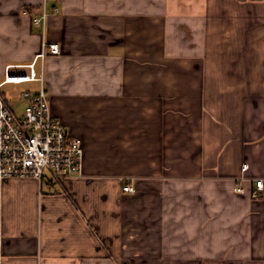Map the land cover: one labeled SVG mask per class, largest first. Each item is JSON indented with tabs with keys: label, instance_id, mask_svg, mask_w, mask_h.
<instances>
[{
	"label": "crops",
	"instance_id": "obj_1",
	"mask_svg": "<svg viewBox=\"0 0 264 264\" xmlns=\"http://www.w3.org/2000/svg\"><path fill=\"white\" fill-rule=\"evenodd\" d=\"M44 41L82 175L0 179V264H264V0H0V83Z\"/></svg>",
	"mask_w": 264,
	"mask_h": 264
},
{
	"label": "built area",
	"instance_id": "obj_2",
	"mask_svg": "<svg viewBox=\"0 0 264 264\" xmlns=\"http://www.w3.org/2000/svg\"><path fill=\"white\" fill-rule=\"evenodd\" d=\"M58 8L55 7V10ZM49 13L45 4L42 12L33 17V24L45 26ZM61 46L58 42L44 41L41 50L33 60L24 66L28 72L11 73L7 65L5 83H20L39 80L37 89L21 92L25 101L23 111L16 112L0 92V179L34 178L40 182L47 174L56 178L82 175L84 146L81 138L70 133L62 119L51 109L50 95L45 86L44 76L38 74V61L44 62L49 54H58ZM248 164H243L245 171ZM245 176L238 178L235 190L244 192ZM264 188V180L256 179L253 197H259ZM124 191L133 193L135 188L130 183L123 186ZM2 235L0 234V243Z\"/></svg>",
	"mask_w": 264,
	"mask_h": 264
},
{
	"label": "rangeland",
	"instance_id": "obj_3",
	"mask_svg": "<svg viewBox=\"0 0 264 264\" xmlns=\"http://www.w3.org/2000/svg\"><path fill=\"white\" fill-rule=\"evenodd\" d=\"M9 85H7L6 87H4V88H7ZM24 102L22 101V103L21 104H19V111L21 112L22 111V109H23V107H24V104H23ZM19 112V113H20Z\"/></svg>",
	"mask_w": 264,
	"mask_h": 264
}]
</instances>
